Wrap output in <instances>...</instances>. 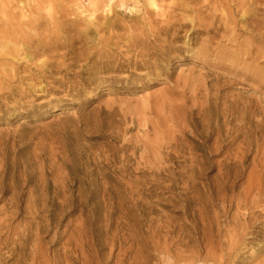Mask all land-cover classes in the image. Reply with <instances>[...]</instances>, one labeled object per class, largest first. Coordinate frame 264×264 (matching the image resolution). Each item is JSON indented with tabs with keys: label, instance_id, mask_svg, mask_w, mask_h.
<instances>
[{
	"label": "rangeland",
	"instance_id": "374dc122",
	"mask_svg": "<svg viewBox=\"0 0 264 264\" xmlns=\"http://www.w3.org/2000/svg\"><path fill=\"white\" fill-rule=\"evenodd\" d=\"M119 1L0 10L56 48L0 31V264H264V45L243 34L264 0H206L214 31L150 75L126 46L143 5Z\"/></svg>",
	"mask_w": 264,
	"mask_h": 264
},
{
	"label": "bare ground",
	"instance_id": "6f19581e",
	"mask_svg": "<svg viewBox=\"0 0 264 264\" xmlns=\"http://www.w3.org/2000/svg\"><path fill=\"white\" fill-rule=\"evenodd\" d=\"M60 1L63 0H47L49 4H56L60 6ZM133 1V0H132ZM134 0L133 4H139L143 5L142 10H135L132 12L134 15V21L133 23H138L140 25L136 31H133V29L130 31L131 33L127 34L128 42L127 47L131 49H138L139 44H143L136 54V57H140L141 60L135 63H133L135 70H148L149 75L152 73H158L161 74L162 70V64L159 60L160 58H166L170 54L171 51H179L178 48L174 47V43L177 40L183 39V36H181L182 32H185V30L188 28V26L191 27L190 35L200 37L204 34H209L211 31H214L215 26H211L209 24H205L202 20H199L201 17L200 14L208 16L209 12L211 11L210 6H206L204 0L202 2V6L200 10L196 9L195 3L196 0H191V2H188L187 0H174L178 1V6L175 8L173 7H167L165 8L162 3L165 2V0ZM232 7L234 11L241 10L244 11V7H246V1L247 0H231ZM32 2L35 4V8H40V3L38 0H32ZM8 3V4H7ZM121 8L127 9L128 6H126V0H120L119 1ZM11 4L10 0H0V10L5 12L7 6ZM6 6V7H5ZM243 7V8H242ZM45 8V7H44ZM232 9V10H233ZM255 16L254 17H247L245 19L246 22V28L243 31V34H248L250 36V39L252 40L251 50H258L257 46L254 47V43H258L260 45H264V10L261 8L255 7ZM186 13H191V16H193L190 20H185L184 16H186ZM223 14V13H222ZM2 15H6L2 13ZM6 17V16H5ZM221 16H217L219 19ZM225 17V16H224ZM198 18V19H197ZM245 18V13L243 16V19ZM221 19L225 20V24L229 22V18L226 16L225 18L221 17ZM242 19V20H243ZM17 28H13L11 25H7L5 27H2L0 31L3 33V36L5 38V41L9 44H13L15 46H18L20 43H22L24 46H29V50H32L34 46L31 47V45H34V37L31 33L24 31L22 26H18L16 24ZM38 26H33V28H37ZM173 31L174 33L170 35V32ZM263 31V32H262ZM80 33V32H79ZM85 33H80L79 36L84 38ZM48 37H51V32ZM85 41H87V38H84ZM47 41V42H45ZM85 41L82 40L85 44H87ZM191 41V39H190ZM53 41L52 40H46V39H38V45L34 47V51H30L31 53H27L26 58L31 57L32 54L34 56L39 55L41 51L53 53L55 51V47H53ZM239 43V42H238ZM233 44L236 45V41H233ZM242 44V42H241ZM239 46V45H238ZM249 47L246 50V55H248ZM153 48V49H152ZM149 49L156 50V52H151ZM16 51L12 50L11 54H14ZM61 57L66 56L64 54H59ZM153 57H157L156 60H158V63H152L151 59ZM146 58V59H145ZM85 60V59H83ZM55 72H63L61 67H57V70ZM136 77L135 75H133ZM142 79V78H140Z\"/></svg>",
	"mask_w": 264,
	"mask_h": 264
},
{
	"label": "clouds",
	"instance_id": "9594fccd",
	"mask_svg": "<svg viewBox=\"0 0 264 264\" xmlns=\"http://www.w3.org/2000/svg\"><path fill=\"white\" fill-rule=\"evenodd\" d=\"M161 264H175V261L172 257L165 258L164 256L160 257Z\"/></svg>",
	"mask_w": 264,
	"mask_h": 264
}]
</instances>
